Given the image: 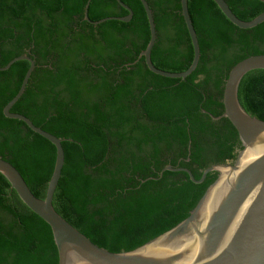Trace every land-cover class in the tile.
Listing matches in <instances>:
<instances>
[{
    "label": "trees",
    "instance_id": "16d2710c",
    "mask_svg": "<svg viewBox=\"0 0 264 264\" xmlns=\"http://www.w3.org/2000/svg\"><path fill=\"white\" fill-rule=\"evenodd\" d=\"M88 0H0V67L20 56L35 63L25 91L10 112L62 140L64 165L54 192V210L94 245L131 252L184 220L207 187L195 180L211 165L232 162L241 145L226 118L222 98L229 71L243 59L264 54V22L239 29L212 0H187L200 49L185 79L151 73L140 53L149 26L139 0H121L129 22L84 20ZM156 41L153 66L186 71L192 45L180 0H146ZM248 22L264 12L257 0H224ZM116 0H91L92 22L125 17ZM30 64L17 61L0 71V158L43 199L55 147L3 108L16 95ZM238 100L264 121V70L250 71ZM0 264H58L50 227L19 199L0 174Z\"/></svg>",
    "mask_w": 264,
    "mask_h": 264
},
{
    "label": "water",
    "instance_id": "95a60500",
    "mask_svg": "<svg viewBox=\"0 0 264 264\" xmlns=\"http://www.w3.org/2000/svg\"><path fill=\"white\" fill-rule=\"evenodd\" d=\"M84 6V20L91 25L106 21L127 23L132 18L129 7L116 0L128 12L125 17H108L96 22L88 18V7ZM149 26V41L140 53L147 69L168 79H185L195 71L200 49L187 7V0H180L181 15L192 45L193 59L182 73H168L155 68L151 62V51L156 41V29L152 11L146 0H139ZM223 15L239 29H252L264 22V12L253 20L238 19L224 0H212ZM264 4V0H257ZM17 61H28L16 95L3 108L7 119L23 122L32 132L55 147V161L48 181L45 197H35L21 174L7 161L0 158V174L8 181L22 203L51 230L58 254V264H264V121L250 116L240 105L238 87L250 71L264 70V54L250 56L238 62L229 71L224 82L222 104L226 118L237 132L241 149L232 162L211 165L199 180L185 168L165 167L164 171L185 173L191 182L202 183L209 173L216 179L207 187L189 215L167 232L148 241L131 252L112 253L94 245L83 234L68 224L53 208L52 201L61 170L64 165L62 140L36 127L25 116L11 113V108L23 95L35 63L28 56L10 61L0 71H6Z\"/></svg>",
    "mask_w": 264,
    "mask_h": 264
}]
</instances>
